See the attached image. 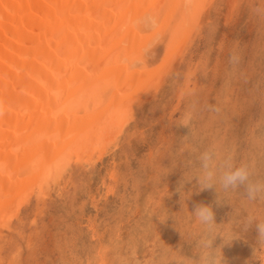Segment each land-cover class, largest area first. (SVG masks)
I'll use <instances>...</instances> for the list:
<instances>
[{
  "label": "rangeland",
  "instance_id": "obj_1",
  "mask_svg": "<svg viewBox=\"0 0 264 264\" xmlns=\"http://www.w3.org/2000/svg\"><path fill=\"white\" fill-rule=\"evenodd\" d=\"M207 6L183 52L157 73L161 81L138 79L146 88L122 135L87 161L70 157L41 187L43 195L35 187L28 200L10 205L12 217L0 228L1 264H193L206 236L214 238L223 264H262L264 246L245 227L250 206L241 191L201 188L194 176L199 153L214 147L221 157L251 162L255 175L264 177V0ZM163 14L155 24L162 33L141 48L133 69L161 66L170 35ZM145 29L147 38L153 29ZM130 50L137 54L140 47ZM197 203L215 210L207 230L191 213Z\"/></svg>",
  "mask_w": 264,
  "mask_h": 264
},
{
  "label": "bare ground",
  "instance_id": "obj_2",
  "mask_svg": "<svg viewBox=\"0 0 264 264\" xmlns=\"http://www.w3.org/2000/svg\"><path fill=\"white\" fill-rule=\"evenodd\" d=\"M154 1L0 0V228L12 217L10 205L28 200L35 187L41 192L70 157L87 161L95 150L103 154L127 126L131 107L144 93L146 83L138 85V79L165 71L198 27V14L214 0ZM162 10L163 27L170 33L168 53L157 68L133 69L141 48L149 49L163 31L155 27ZM150 28L152 36L145 38L143 29ZM136 44L137 54V49L130 50ZM262 260L264 264V256Z\"/></svg>",
  "mask_w": 264,
  "mask_h": 264
},
{
  "label": "clouds",
  "instance_id": "obj_3",
  "mask_svg": "<svg viewBox=\"0 0 264 264\" xmlns=\"http://www.w3.org/2000/svg\"><path fill=\"white\" fill-rule=\"evenodd\" d=\"M197 159L199 170L195 177L201 188L215 187L224 192L241 191L250 206L244 219L245 227L254 229L257 245L264 246V177L255 175L251 162L237 163L231 154L221 157L214 147L201 151ZM191 213L195 221L206 230L215 223L211 205L194 204ZM213 239L211 236L202 239L201 251L193 264H223L220 249L217 251L218 248L212 247Z\"/></svg>",
  "mask_w": 264,
  "mask_h": 264
}]
</instances>
